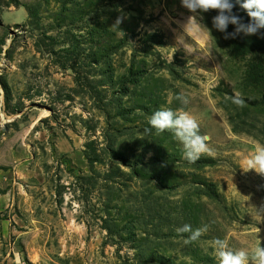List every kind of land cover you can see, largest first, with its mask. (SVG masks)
<instances>
[{"label": "rangeland", "instance_id": "obj_1", "mask_svg": "<svg viewBox=\"0 0 264 264\" xmlns=\"http://www.w3.org/2000/svg\"><path fill=\"white\" fill-rule=\"evenodd\" d=\"M215 16L0 0V262L218 264L217 238L264 245V176L241 168L264 145V38L236 46ZM161 108L193 115L210 151L189 163L171 132L146 134ZM184 224L207 231L185 244Z\"/></svg>", "mask_w": 264, "mask_h": 264}, {"label": "clouds", "instance_id": "obj_2", "mask_svg": "<svg viewBox=\"0 0 264 264\" xmlns=\"http://www.w3.org/2000/svg\"><path fill=\"white\" fill-rule=\"evenodd\" d=\"M182 6L191 13L208 12L215 10L218 15L213 17V26L220 32L225 33V39L236 38L240 34L244 36L259 35L264 38V0H236L240 8L246 11L250 18L248 23H244L242 18L233 13L234 3L231 0H181ZM192 16L189 18V22ZM121 23V18H117L116 25ZM234 25L235 30L227 32L228 26ZM191 27L190 23L186 29ZM186 104V98L181 94L176 97ZM237 106H243L245 101L239 95L231 98ZM150 127L144 132L152 134L154 129L157 134L165 131L171 132L174 139L183 146V158L189 163H195L203 154L210 151L208 147L209 137L200 133V125L197 119L183 109L174 111L170 108L156 110L148 120ZM241 168L247 172L254 170L257 174L264 176V145L257 144L254 152L243 159ZM207 226L193 229L191 225L184 224L176 229L178 235L188 234L184 239L185 244L197 241L205 232ZM218 264H264V245L257 246L251 251L240 249L233 251L229 248L228 242L224 239H215L211 244Z\"/></svg>", "mask_w": 264, "mask_h": 264}, {"label": "trees", "instance_id": "obj_3", "mask_svg": "<svg viewBox=\"0 0 264 264\" xmlns=\"http://www.w3.org/2000/svg\"><path fill=\"white\" fill-rule=\"evenodd\" d=\"M232 3H234L235 7L233 8V13L238 15L239 17L242 18V21L244 23H248L250 21V18L247 16V13L246 11H244L243 9L240 8L239 4L236 3V0H231ZM242 2V0H241ZM216 15H218V12L216 11ZM235 30V26L234 25H229L228 26V29H227V32L228 33H231ZM260 32L264 33V29H261ZM236 46H240V43H239V39H238V36L236 38H230ZM207 187H209V190H211L210 192V195L213 196L214 198H218V193L217 191L215 190V188L213 187V185H208ZM210 187H212L210 189Z\"/></svg>", "mask_w": 264, "mask_h": 264}, {"label": "built area", "instance_id": "obj_4", "mask_svg": "<svg viewBox=\"0 0 264 264\" xmlns=\"http://www.w3.org/2000/svg\"><path fill=\"white\" fill-rule=\"evenodd\" d=\"M0 264H4L3 262H0ZM16 264H26L25 262L21 263L20 261L17 262Z\"/></svg>", "mask_w": 264, "mask_h": 264}]
</instances>
